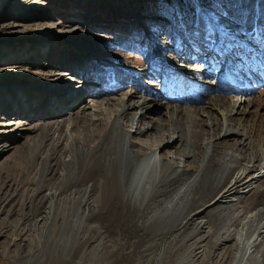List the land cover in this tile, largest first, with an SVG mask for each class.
Segmentation results:
<instances>
[{
	"label": "rangeland",
	"instance_id": "obj_1",
	"mask_svg": "<svg viewBox=\"0 0 264 264\" xmlns=\"http://www.w3.org/2000/svg\"><path fill=\"white\" fill-rule=\"evenodd\" d=\"M30 1L23 4L22 0H0V70L9 72L0 74V83H15L14 87L48 85L59 93H69L72 98L77 95L80 101L77 106L68 107L71 100L63 99L64 102L53 109L54 106L49 107L48 92L30 88L3 93L7 100L11 93H14L12 96H20L14 99L15 102H23L22 99L26 98L23 103L29 102L28 106L34 112L33 115L24 114V110H27L23 108L24 104L17 115L5 121H22L30 117L31 125H38L39 128L34 133L15 134H11L10 129L0 128L1 144L13 148L0 157V198L13 194V200L0 210V229L4 232L0 237V264H59L63 245L69 249L73 246L64 264H193L190 246L193 247L194 241L202 236L201 232L188 241L181 251L178 249L180 238H173L175 234L170 237L173 239H151L143 236L137 225L130 222L113 224L104 220L90 223V227L109 235L103 247L98 246V240L87 241L84 238V241L83 233H77L79 227L74 216L81 219V208H78L82 174L80 138L85 128L90 129L98 108L87 110L83 118L80 111L92 100L98 103L116 102L123 99L126 93H135L163 105L164 110H155L158 115L154 116L164 119L166 109L172 111L177 106L180 110L189 109L197 96L216 95L228 101L236 95L234 88L241 87L240 76L247 75L257 82H253L256 90L249 95V107L245 109L247 115L242 120L252 128L250 138L254 141L257 153L255 166L259 169L264 162V38L254 30L247 35L223 32L206 13L207 27L202 41L191 37L181 39L175 33L167 35L170 22L155 13L156 0H36L45 5V10ZM118 36L126 38L131 46L122 51L116 50ZM153 42L156 45L153 46ZM149 45H152L151 50ZM186 54L195 58L194 66L205 74L201 82L210 83V91L195 78H177V72L184 71L182 68L185 64L180 60ZM172 60L174 64L169 70L160 74L157 67L161 62ZM229 61L239 63V69L227 72ZM14 68L25 69V73L14 75ZM117 69L127 71L129 79L134 81L129 80L121 85L107 76ZM56 73L64 77L59 79L52 76ZM40 81L52 83L42 84ZM169 84L172 85L171 91L167 88ZM7 108L8 105H0V112L8 111ZM59 108L62 112L54 115ZM55 121H64L63 131L59 134L62 137L66 136L65 126L68 123L74 125L69 133L76 140L70 148L74 163L71 162L68 167H53V170L40 168L41 160H36L33 154L39 155L48 149L54 138L52 132L47 134L52 131L48 124ZM181 122L185 123L184 119ZM43 138L44 142L38 148L37 140ZM65 144L66 141L61 140L58 151L53 154L54 160L49 159L50 164L68 156L69 150H65ZM218 152L222 150L219 149L216 156ZM215 165L213 162L209 171H214ZM61 173L65 175L64 178ZM11 178L16 179L13 183H20L16 193H12L15 187H12L13 184L10 186ZM190 179L191 174L178 178L158 200L172 197L174 189ZM84 185L87 187L89 184ZM60 187L63 188L61 198L78 191L74 196L76 201L57 208L56 219L51 226L40 227L42 231L39 227L34 228V220L42 215L46 207V194ZM212 196L208 194L204 197L205 207L210 204ZM248 197L250 211L264 209V177L258 182L254 194ZM201 208L199 205L195 211ZM206 212L213 211L210 208ZM218 225L219 221L213 219L211 228L215 229ZM191 230L192 226L189 225L181 234H188ZM228 242L216 249L214 256L225 253L232 255L234 240ZM95 247L97 250L93 252ZM214 249L213 242L209 241L205 247L206 254ZM112 251L116 252L108 256ZM217 258L220 257L213 262ZM229 262L227 260L226 264ZM204 264L212 263L206 259Z\"/></svg>",
	"mask_w": 264,
	"mask_h": 264
},
{
	"label": "bare ground",
	"instance_id": "obj_2",
	"mask_svg": "<svg viewBox=\"0 0 264 264\" xmlns=\"http://www.w3.org/2000/svg\"><path fill=\"white\" fill-rule=\"evenodd\" d=\"M29 1L22 0L23 4ZM30 2L45 10L43 3L40 4L36 0ZM152 45H156L155 42ZM152 45H149L150 50ZM194 60L195 58L188 54L180 60L185 66L182 68L184 71L177 72V78H195L200 85L210 91V83L201 82L205 74L197 70ZM173 64V60L162 61L157 69H160V74L166 73ZM226 66L227 72L240 67L239 63L230 61ZM5 71L8 72L0 70V74H4ZM24 73L25 69L12 70L14 75ZM52 76L59 79L64 77L57 73ZM44 77L48 78L47 75ZM240 79L241 87L234 88L236 95L228 101L216 95L197 96L194 105L189 109L180 110L179 106L172 111L166 109L164 119L154 116L158 115L155 110H164L163 105L135 93H126L123 99L116 102L110 100L98 103L92 100L81 108V118L86 117L85 112L92 110V107L98 108L92 119L93 124L90 123L89 130L84 125L85 129L80 138L82 174L81 200L78 208H81V219L75 215L74 220L79 227L77 233L80 231L83 233V240L84 238L87 241L98 240V246L103 247L109 235L100 232L96 227H90V223L104 220L113 224L130 222L137 225L143 236H149L151 239H169L175 234L173 238H180L179 250L185 249L188 241L201 232L202 236L194 241L193 247L190 246L192 249L190 259L193 260V264H204L206 259L212 264H226L227 260H230L228 264H264V209L250 211L248 203V196L254 194L258 182L264 177V162L257 169L255 166L257 153L254 150V141L250 138L252 128L242 120V117L247 115L245 109L249 107V95L256 90V84L253 82L257 81L247 75L240 76ZM14 84L0 83V105L4 107L8 105V111L0 112L2 121L0 128L10 129L11 134L34 133L39 127L31 125L30 117L23 118L22 121L17 119L5 121L6 118L17 115L24 104L23 108L27 109L24 110V114H34L28 106L29 102L23 103L26 98L22 99L23 102H15L14 99L20 96H12L14 93H11V101L7 100L3 95L6 91L34 88L43 93L48 92L49 107L54 106L53 109L64 102L63 99L71 100L68 107L77 106L80 101L77 95L72 98L69 93H59L48 85L14 87ZM167 88L171 91L172 85H167ZM61 112L59 108L54 115ZM183 119L185 123L181 122ZM48 125L52 131L47 134L52 132L54 138L45 153L41 152L39 155L34 153L33 156L36 160H41L38 165L40 168L53 170V167L57 166L68 167L74 156L70 148L76 140L72 135L69 136L74 125L68 123L65 126L64 137L59 135L63 131L64 121H55ZM44 139L37 140L38 148L42 146ZM61 140L66 141L65 150H69V154L65 159L60 158L61 160L50 164L49 159L54 160L53 154L58 151L57 147ZM1 141L0 136V157L13 149L9 145L1 144ZM219 149L222 152H218L216 156ZM213 162L216 163L215 170L209 171ZM189 174L191 179L177 186L172 197L158 200L174 181ZM64 176L61 173V177ZM15 178H11L10 186L13 184L12 187H15L12 193L19 191L20 183H13ZM87 183L89 185L84 187ZM62 191L63 188L60 187L46 194L44 198L46 207L42 215L34 220L32 224L34 228L51 226L56 219L55 210L72 203L75 194L79 193L76 191L61 198ZM208 194L214 195L210 204L205 207L203 200ZM12 200L13 194L0 198V210ZM199 205L202 207L201 210L195 211V207ZM210 208L213 212H206ZM213 219L219 221L215 229L211 228ZM189 225L192 226L191 232L181 234ZM179 234L181 236H177ZM2 235L4 232L0 229V237ZM232 240H234L232 255L225 253L214 256L216 249ZM209 241L213 242L215 249L206 254L205 247ZM72 248L73 246L71 249L67 245L62 246L59 264L68 261ZM92 250L95 252L97 247ZM113 251L108 256L116 252ZM216 257L220 258L213 262Z\"/></svg>",
	"mask_w": 264,
	"mask_h": 264
},
{
	"label": "trees",
	"instance_id": "obj_3",
	"mask_svg": "<svg viewBox=\"0 0 264 264\" xmlns=\"http://www.w3.org/2000/svg\"><path fill=\"white\" fill-rule=\"evenodd\" d=\"M156 0L154 11L170 22L167 33H175L181 39L187 37L204 39L207 20L204 13L217 27L231 35L249 34L253 30L264 38V0ZM213 32V26H210ZM116 50L122 51L130 47L126 38L116 37ZM126 48V49H127ZM105 75V74H102ZM107 75V74H106ZM107 76L121 85L129 80L125 70L117 69ZM134 81V80H133Z\"/></svg>",
	"mask_w": 264,
	"mask_h": 264
}]
</instances>
